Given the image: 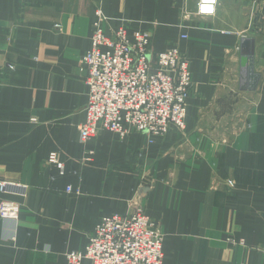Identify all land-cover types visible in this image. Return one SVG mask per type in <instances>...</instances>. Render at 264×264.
Wrapping results in <instances>:
<instances>
[{"label": "crops", "instance_id": "0c3cea01", "mask_svg": "<svg viewBox=\"0 0 264 264\" xmlns=\"http://www.w3.org/2000/svg\"><path fill=\"white\" fill-rule=\"evenodd\" d=\"M197 3L0 0V181L26 188L0 193L21 206L0 218V264H68L103 217L138 208L164 234L163 264H264V0H219L213 17ZM98 10L107 35L148 32L189 60L184 131L80 142Z\"/></svg>", "mask_w": 264, "mask_h": 264}, {"label": "built area", "instance_id": "2783aa9c", "mask_svg": "<svg viewBox=\"0 0 264 264\" xmlns=\"http://www.w3.org/2000/svg\"><path fill=\"white\" fill-rule=\"evenodd\" d=\"M219 0H198V17L216 15ZM91 49L82 63L89 89L85 119L77 126L81 143L89 144L102 133L125 139L130 131L145 135L152 144L166 138L175 127L186 129L189 94L193 86L189 61L179 47L151 49V35L121 27L107 35L105 17L97 13ZM186 19L190 16L186 14ZM182 39H188L183 34ZM89 154H93L90 151ZM48 163L65 173V163L52 153ZM69 193L80 194L68 187ZM0 193L22 195L26 188L0 181ZM21 206L14 200L0 204V218L17 223ZM68 264H163L164 234L143 209L126 215L103 217L84 249L68 253Z\"/></svg>", "mask_w": 264, "mask_h": 264}, {"label": "rangeland", "instance_id": "374dc122", "mask_svg": "<svg viewBox=\"0 0 264 264\" xmlns=\"http://www.w3.org/2000/svg\"><path fill=\"white\" fill-rule=\"evenodd\" d=\"M134 31V30H133ZM141 32H143V31H141ZM148 33V32H147ZM173 47H175V46H173ZM178 47V46H177ZM170 48V47H169ZM169 48H167V49H169ZM166 49V50H167ZM180 49V48H179ZM165 51V50H164ZM182 53V52H181ZM183 54V53H182ZM86 56V55H85ZM184 56V55H183ZM185 57V56H184ZM188 60V59H187ZM189 61V60H188ZM84 66V65H83ZM189 67H190V62H189ZM191 71V70H190ZM192 73V72H191ZM192 80H193V75H192ZM88 97H89V92H88ZM118 136V135H117ZM119 137V136H118ZM120 138V137H119ZM121 139V138H120ZM122 140H124V139H122ZM150 143V142H149ZM151 144V143H150Z\"/></svg>", "mask_w": 264, "mask_h": 264}]
</instances>
